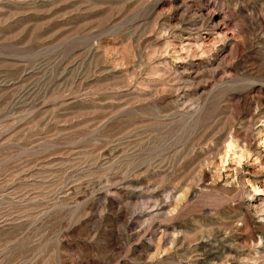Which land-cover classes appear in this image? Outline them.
<instances>
[{"label":"rangeland","instance_id":"rangeland-1","mask_svg":"<svg viewBox=\"0 0 264 264\" xmlns=\"http://www.w3.org/2000/svg\"><path fill=\"white\" fill-rule=\"evenodd\" d=\"M0 264H264V0H0Z\"/></svg>","mask_w":264,"mask_h":264},{"label":"bare ground","instance_id":"bare-ground-1","mask_svg":"<svg viewBox=\"0 0 264 264\" xmlns=\"http://www.w3.org/2000/svg\"><path fill=\"white\" fill-rule=\"evenodd\" d=\"M257 189V188H256Z\"/></svg>","mask_w":264,"mask_h":264}]
</instances>
